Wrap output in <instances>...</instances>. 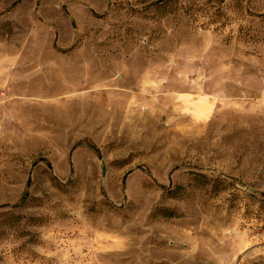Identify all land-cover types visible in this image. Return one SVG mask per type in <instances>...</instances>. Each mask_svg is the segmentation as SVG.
Instances as JSON below:
<instances>
[{
  "label": "rangeland",
  "instance_id": "rangeland-1",
  "mask_svg": "<svg viewBox=\"0 0 264 264\" xmlns=\"http://www.w3.org/2000/svg\"><path fill=\"white\" fill-rule=\"evenodd\" d=\"M0 264H264V0H0Z\"/></svg>",
  "mask_w": 264,
  "mask_h": 264
},
{
  "label": "trees",
  "instance_id": "trees-1",
  "mask_svg": "<svg viewBox=\"0 0 264 264\" xmlns=\"http://www.w3.org/2000/svg\"><path fill=\"white\" fill-rule=\"evenodd\" d=\"M158 211L164 216L171 217L174 216V212L169 208H158Z\"/></svg>",
  "mask_w": 264,
  "mask_h": 264
}]
</instances>
